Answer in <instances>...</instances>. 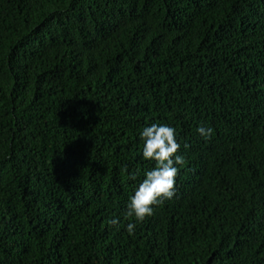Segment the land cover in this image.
I'll list each match as a JSON object with an SVG mask.
<instances>
[{"label": "trees", "instance_id": "1", "mask_svg": "<svg viewBox=\"0 0 264 264\" xmlns=\"http://www.w3.org/2000/svg\"><path fill=\"white\" fill-rule=\"evenodd\" d=\"M153 122L184 164L129 235ZM0 264H264V0H0Z\"/></svg>", "mask_w": 264, "mask_h": 264}, {"label": "clouds", "instance_id": "2", "mask_svg": "<svg viewBox=\"0 0 264 264\" xmlns=\"http://www.w3.org/2000/svg\"><path fill=\"white\" fill-rule=\"evenodd\" d=\"M196 132L204 139L212 134V128L198 124ZM138 138L142 142L140 155L151 161L153 167L143 172L139 183L129 196L122 217L127 223L124 230L132 235L136 227L154 213L155 206L170 200L175 194V177L178 166L184 164V155L178 151L181 144L177 142L176 130L165 123H150L138 130ZM184 149L189 145L183 144ZM120 218L113 215L110 225L119 226Z\"/></svg>", "mask_w": 264, "mask_h": 264}]
</instances>
